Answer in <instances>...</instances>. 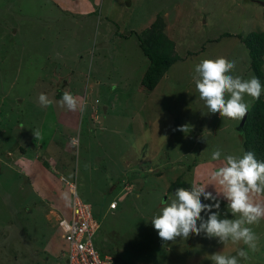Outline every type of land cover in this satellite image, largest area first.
Instances as JSON below:
<instances>
[{"label": "rangeland", "instance_id": "rangeland-1", "mask_svg": "<svg viewBox=\"0 0 264 264\" xmlns=\"http://www.w3.org/2000/svg\"><path fill=\"white\" fill-rule=\"evenodd\" d=\"M157 16L179 57L144 91L137 36ZM251 31H264V0H0V264H65L60 176L90 204L100 222L94 245L115 264H212L211 254L238 247L249 255L240 264H264V220L250 226L255 252L203 233L164 242L151 224L176 177L207 182L217 148L221 160L243 155L239 121L208 113L192 77L200 60L224 57L236 61L232 75L250 79L237 35ZM64 92L83 110L61 107Z\"/></svg>", "mask_w": 264, "mask_h": 264}, {"label": "clouds", "instance_id": "clouds-1", "mask_svg": "<svg viewBox=\"0 0 264 264\" xmlns=\"http://www.w3.org/2000/svg\"><path fill=\"white\" fill-rule=\"evenodd\" d=\"M235 66L236 61L224 57L202 59L194 66L192 79L208 113L241 121L251 107L245 96L251 97L252 102L258 100L264 93V86L258 77L243 79L232 75ZM38 101L43 107L53 103L44 93L39 95ZM59 103L70 111L78 108L82 111L84 107V102L78 101L70 92H64ZM180 130L187 131L184 126ZM33 134L36 139H42L39 132ZM221 156L219 148L212 152V160L220 161V164L211 171L207 182L194 183L188 188L178 187L170 200L161 198V207L151 217V224L162 241H174L177 237L187 239L192 234L203 233L206 238H216L223 245L231 242L243 244L251 252L257 250L258 237L250 226L264 220V161L258 160L252 151H246L242 156L225 155L223 160ZM59 179L64 186V181L72 182L61 176ZM209 185L215 194L206 190ZM60 195L66 204H71L72 193L64 191ZM201 197L213 203H203ZM221 197L226 201L231 218L220 216L218 198ZM202 213L206 214V219ZM208 259L212 264H240L241 259L248 260L249 255L244 248L238 247L236 255L215 252Z\"/></svg>", "mask_w": 264, "mask_h": 264}, {"label": "trees", "instance_id": "trees-1", "mask_svg": "<svg viewBox=\"0 0 264 264\" xmlns=\"http://www.w3.org/2000/svg\"><path fill=\"white\" fill-rule=\"evenodd\" d=\"M157 18L146 31L148 33L146 38L137 36L142 53L148 61L139 82L144 91H151L166 69L179 57L174 52L172 40L163 32L162 19L158 16ZM147 36H149V41L145 42ZM237 36H239L240 41L247 48L249 69L252 71L253 76L258 77L261 84H264V76L262 73L264 31H251L243 37L239 34ZM237 129L240 134L242 154L246 151H252L258 160L264 161V100L261 97L252 102L243 124L240 127L238 126ZM178 187L188 188L191 186L182 178L176 177L168 185L167 191L171 190L175 192ZM124 195H122L120 200L117 199L119 195L114 197L116 205L117 202L123 200ZM98 253L100 254L101 252L98 251ZM100 255L103 254L101 253Z\"/></svg>", "mask_w": 264, "mask_h": 264}, {"label": "built area", "instance_id": "built-area-1", "mask_svg": "<svg viewBox=\"0 0 264 264\" xmlns=\"http://www.w3.org/2000/svg\"><path fill=\"white\" fill-rule=\"evenodd\" d=\"M64 182L67 191L72 193V202L68 205L66 214L58 217L56 225L60 238L64 241L61 254L65 256V264H114L110 256L100 255L94 245L99 221L90 204L77 196L74 181ZM121 198L122 195L117 199ZM115 206V199L107 205L109 209Z\"/></svg>", "mask_w": 264, "mask_h": 264}, {"label": "water", "instance_id": "water-1", "mask_svg": "<svg viewBox=\"0 0 264 264\" xmlns=\"http://www.w3.org/2000/svg\"><path fill=\"white\" fill-rule=\"evenodd\" d=\"M244 119H245V117H244ZM244 119L243 120H241V121H239V127L243 124V122H244Z\"/></svg>", "mask_w": 264, "mask_h": 264}]
</instances>
